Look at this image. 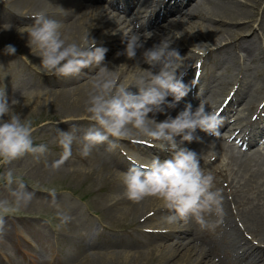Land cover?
<instances>
[{"label": "bare ground", "instance_id": "obj_1", "mask_svg": "<svg viewBox=\"0 0 264 264\" xmlns=\"http://www.w3.org/2000/svg\"><path fill=\"white\" fill-rule=\"evenodd\" d=\"M93 0H7L8 5H3L4 2L1 1L0 10V34L10 30H15L17 33L18 26L14 23L18 21H23V19H29L30 15L34 12H39L44 10L47 11L50 18L56 19L61 23V31L69 39H78L79 35L87 28H89L90 34L97 41V46H103L108 49L105 55V62L108 66L121 75V82L129 81L134 73L144 74V69L147 65L140 64L137 65L132 60H128L125 56H116L118 51H122L124 48V43L122 42L123 32H129L135 30V25H137V19L139 15L147 12L143 9L147 5V0H130V4L136 2L135 8L128 12L127 21L123 22L119 19V14L110 15L106 13L104 3L97 6L90 5ZM106 1V0H105ZM154 5L157 6L158 0H153ZM207 2L208 7L206 10H196L197 6L205 4ZM195 3V4H194ZM190 5L188 10L179 16H175L174 19L167 18L165 22L168 23L167 27L162 31V34L167 40L177 39L173 31V25L183 26V33L181 34L180 40L183 47L177 46L175 42L173 47L176 48L181 57L179 63L181 64V72L183 73V82L190 87L188 94L181 99L178 104V110H182L186 105L190 104L192 110L194 111L200 103H203L206 110L215 111V109L221 107V103L226 96L228 100L223 105L220 111V116L222 117V124L219 128H225L220 132V135L226 132H232L233 136H241L243 140L249 145L257 140H264V125L260 127V123L264 120V97H260V103L257 104L256 93L252 91V81L250 75L243 68L238 70L232 69L228 58L233 59L235 50L239 53H244L251 57V62H264V57L262 51H257L253 45L254 36H256V25L262 27L264 24V0H172L169 5L165 8L164 12L158 13L155 18L159 19L164 17L165 14L173 13L176 11H182L183 7ZM262 6L261 11L260 7ZM115 8L123 10L124 6L116 2ZM260 12V13H259ZM150 22L145 24H140L139 34L143 39L147 41L146 46H152L156 43L154 33L159 27L163 26V23L153 22L150 25L153 26L145 33H140L142 28L149 25ZM189 25H195L199 31L188 30ZM10 26V27H9ZM9 30V31H10ZM24 31V30H23ZM26 33V32H25ZM249 33V34H247ZM187 36L190 40H187ZM150 37V38H149ZM28 36L27 34L23 38L24 42L27 44ZM193 40V41H192ZM199 44V45H197ZM213 46L210 47L209 46ZM196 48L204 50L203 54L196 51ZM254 50L257 51V56L254 55ZM34 51V50H33ZM261 54V55H260ZM253 56V58H252ZM237 58V57H236ZM219 61L223 62V68L226 70V74L217 75V64ZM198 62L202 64L200 69H195L193 64ZM264 70V66H263ZM98 69L89 68L85 69L80 76L67 77L68 79L64 81V86L59 87L57 84L60 78L52 75L56 79L57 83L52 88V103L60 104L63 111L60 116L56 114L52 115V128H63V131L68 130V126L75 124V126H82L84 124L85 128L89 125L85 112V101L87 99V92L91 81ZM235 71V72H234ZM234 72V73H233ZM195 73L198 74L197 82L192 85L186 82L187 79L193 76ZM212 76H215L212 78ZM59 87V88H57ZM195 90H200L199 94H194ZM133 91L135 89L133 88ZM264 94V93H263ZM245 97V102L241 105H236L241 98ZM171 100L172 98L169 97ZM232 107V108H230ZM246 111V114L242 117L241 114ZM178 112L177 110H171V114L174 116ZM255 112V116H250L249 119L244 123L247 114ZM157 119H164L163 115H159ZM68 120L70 123H64L62 121ZM63 125H68L63 127ZM73 126V125H72ZM82 129V128H81ZM204 133V132H198ZM120 146H117V155L129 160L134 159L135 162L148 163L153 156H158L161 160L170 158L171 154L166 151H161L158 148L153 147L147 142H141L135 136L130 137L126 140H121L118 142ZM244 143V142H242ZM197 142L187 143L184 146L194 149ZM220 148L234 153L235 150L232 147L224 145L222 141L217 143ZM121 152L124 154H121ZM92 153L97 154V173L102 172L110 176V180L118 179L122 181V176L125 171L135 162L127 161L125 165L116 166L113 161V155L105 150L98 151L92 150ZM264 155V147L253 150L249 153H243L241 156V162L245 167L250 168L254 163L257 162L258 158ZM214 156V155H213ZM233 156V155H232ZM238 156H240L238 154ZM264 165V163H262ZM120 168V169H119ZM82 170H73L75 176L79 175ZM219 174L226 178L222 169H219ZM232 181L228 182L227 185L230 186ZM255 181H252L254 183ZM241 187L246 183L237 182ZM124 186L121 183V188ZM232 189V188H230ZM236 190V189H235ZM93 196V195H92ZM125 201L129 204V209L135 213L144 208L147 210V214L151 213V216L166 212L167 210L162 207L159 200L155 198H146L140 203H134L129 201L127 198L116 199L114 196H110L109 199L104 201V205L107 210L118 211L119 205ZM233 204L229 201L227 204H223L224 215L222 218V223L218 224V234L221 237L218 242L215 243L217 248H224V255L228 258L227 264L245 263V264H264V244L259 245L256 243H250L248 239L244 236V232L247 231V227H240L239 223L231 216L230 206ZM90 205L93 208H97L90 201ZM102 209L101 214L98 216L99 226L95 233V238L90 237L87 239V234L85 235L81 229L74 224L73 221L68 223H73V228L68 227V229H73V236L79 237L81 239V244L84 246L78 252L79 245L72 250L68 251L69 258H76L69 264H119L124 260L129 264L139 263L147 256H151L153 251L157 250L158 247H166L171 255L176 258L173 263L175 264H223V258L215 260L213 257L208 256L209 252H214V248L207 246L205 242L202 243V247L199 251L193 252L190 248L189 243L192 239L195 241L194 229L190 226V221L188 223L176 222L168 223L166 230L164 232L166 238L174 235L177 241L174 244L166 243V239H162L157 243L158 245L152 249H138L136 253L130 251H121L113 245V238L110 233L106 230H112L107 226L108 214L107 210ZM55 210L59 211V206H55ZM86 216L89 214L83 212ZM137 213V214H138ZM146 213V212H145ZM143 213V215H145ZM136 214V215H137ZM142 215V214H141ZM264 215V212H263ZM88 221H91V217H86ZM251 216L249 220L253 219ZM192 233V237L189 234ZM19 239L17 244L19 247H31L30 250L43 249L44 253L48 256L49 245L45 244L43 241L40 242L36 238L32 237V240L28 242L22 235L17 234ZM163 236V235H162ZM21 238V239H20ZM23 238V239H22ZM76 239V238H75ZM77 240V239H76ZM58 247H59V240ZM264 242V241H263ZM33 244V246L30 245ZM166 243V244H165ZM29 244V245H28ZM53 249V248H52ZM179 254H174L178 252ZM147 250V251H146ZM54 251V249L52 250ZM55 249V253L51 254L49 258L46 257L44 253H41L40 259L29 258V264H58L61 260V255ZM161 255V254H160ZM6 256V257H5ZM35 256V255H34ZM52 256L54 258L52 259ZM5 258H12L10 255H4ZM164 258V257H161ZM52 259V260H51ZM23 258L22 261H24ZM12 260H0V264H9ZM17 264H24L20 260H14Z\"/></svg>", "mask_w": 264, "mask_h": 264}, {"label": "clouds", "instance_id": "obj_2", "mask_svg": "<svg viewBox=\"0 0 264 264\" xmlns=\"http://www.w3.org/2000/svg\"><path fill=\"white\" fill-rule=\"evenodd\" d=\"M30 18L31 25L21 34L27 33V44L40 58L44 73L58 78L76 77L85 69H98L87 92L84 119L89 121V126L80 141L79 154L86 158L102 144H108L112 150L119 141L133 136L169 152L171 156L167 159L153 156L148 163H133L122 176L124 197L134 203L146 198L159 200L170 213L166 217L168 223L192 220L202 230H214L222 223L223 195L214 187L215 176L202 166L200 153L184 146L185 142H202L198 132L219 137L222 117L218 111L206 110L203 103L194 111L188 104L174 116L171 114L190 91L183 82L181 55L172 46L174 42L161 39L146 46L147 41L139 34V24L134 31L123 32L124 48L116 56L123 55L147 67L144 74L134 73L129 81L121 82V75L105 62L108 49L97 46L90 34L89 28L94 25L85 29L78 39H69L62 33L61 23L46 12H35ZM16 51L12 44L3 49L5 55H15ZM19 104L17 99L9 101L6 92L0 89V167L5 169L0 181L11 193V198H0V230L7 216L27 208L35 196V190H30L11 165L29 155L39 160L49 151L47 144L35 142L33 134L37 128L31 119L15 110ZM159 115L164 119H157ZM77 131L75 124L67 131L57 128L62 152L54 167L72 158ZM49 195L55 203L56 190H49ZM211 215L218 219L210 221L207 217ZM59 219L66 224L71 217L60 213Z\"/></svg>", "mask_w": 264, "mask_h": 264}, {"label": "rangeland", "instance_id": "obj_3", "mask_svg": "<svg viewBox=\"0 0 264 264\" xmlns=\"http://www.w3.org/2000/svg\"><path fill=\"white\" fill-rule=\"evenodd\" d=\"M1 1L4 2L2 6L8 5L7 0H0V10L3 8L1 6ZM152 1L153 0H147V3L151 4ZM163 1L165 2L164 4L162 3L158 7L149 6L147 9L151 10V14H155L160 10L162 11L167 7L168 0ZM189 6L190 5L184 6L181 12L176 11L165 14L160 21L165 22L167 18L174 19L175 16H179L187 11ZM207 7L208 4L205 2V4L197 6L194 11H203L206 10ZM106 8L109 11L112 10L111 7L106 6ZM261 9L262 6L259 11H261ZM45 12L48 16L52 15L47 11ZM145 21L146 19L144 18L140 19L142 23ZM31 23V18L23 19V21L14 23L19 27L17 33H15L16 29H9L10 31L8 30L0 34V89L6 92L9 101L12 99L20 101V104L15 106V110L20 112L25 118L33 121L34 126L37 128V131L33 134L35 142L47 144L49 151L44 156L40 157L39 160L29 155L11 165L14 171L23 177L25 182L29 185L30 190H35V196L27 208L5 218L6 222L3 229L0 230V260H12L10 263L14 264L16 262H14L13 259L21 260L24 258V255L29 257V254H31L29 248H26L25 252V246L19 247L17 244V240L19 239L17 234H20L23 238L33 236L36 239L39 238L41 241L45 242V244L51 245V250L49 249V251L52 253L54 249L53 252L55 254V249H57V252L61 255V260L58 264H69L76 258H69L67 252L78 245L79 252L84 245L81 244L82 241L79 237L73 236V229L70 231L68 227L73 228L75 224L85 235L87 234V239H90V237L95 238V233L99 226L98 216L101 214L102 209H106L104 201L109 199L110 196H114L118 200L119 198H124V191L123 187L121 188V180L119 182L117 181L118 179L110 180V176L106 175V173H97V163H99L97 154L91 152L86 158L79 154L81 146L80 141L82 140L84 131L87 129L84 124H82V126H76L78 128L76 133L78 140L73 144L72 158L59 167L53 166L54 162L60 158L62 149L58 145L57 128H52V115L56 114L60 116L63 108L60 104L52 103V88L57 83L56 79L53 78L52 75L43 72V69L40 67V58L33 54V50H30L29 46H27L23 40L27 33L24 32L21 34V31L30 26ZM167 24L168 23H163V26L155 32L154 37L156 43L161 39H166L161 30L167 27ZM183 27H186V25L180 26L175 23L172 28L177 39H172L171 41L181 47L184 45L178 39L183 33ZM187 29L199 31L195 25H189ZM256 31L257 33L256 36H254L253 45L257 51H262L263 48L264 52V24L262 27L256 25ZM187 40H190L189 36H187ZM7 44L15 46L17 49L15 55L4 54L3 49ZM210 47L213 46L211 45L209 48ZM196 51L201 54L205 52L198 48H196ZM257 51L254 50L253 56H257ZM262 55L264 57V54ZM232 56L233 59H230V57L228 58L231 68L235 70L243 68V70L248 72L253 83L251 86L252 91L256 93L257 98L259 90L264 88V62H251V57H249V55L247 56L244 53H239L236 50L235 54ZM195 65L196 63L193 64V67ZM223 66V62L219 61L216 70L220 69V71L219 74L215 76L226 74V70ZM196 68L198 67L196 66ZM52 78L56 83H52ZM59 78L60 81L57 84H59V87L64 86L63 83L68 78ZM197 93H200V90H198ZM263 93L264 89L260 91L256 101L257 104L260 103L259 98L264 97ZM244 102L245 97L241 98L236 105H241ZM245 114L246 111H244L241 116L243 117ZM250 116H255V112H251V114L248 113L244 123ZM263 124L264 121L260 123V125ZM72 125L73 124L69 126L63 125V127L68 126V130H70ZM87 125H89V122ZM58 129L62 130L63 128ZM200 137L205 141L198 143L193 150L201 154L202 166L211 170L215 176V189L221 191L224 203L229 199L233 200L234 203L231 207L233 208L234 214L240 220V225H245L247 227V231L244 232V235H246L249 240H253V242L264 244V165L262 164L264 163V158H259L256 163L248 168L241 162V156H243V154H239L240 156L236 157V152H240L235 150V155L232 153L234 155L232 156L229 151L216 146L218 137L207 134L203 136L200 135ZM118 146H120L119 143ZM94 150H105L109 154L111 153L116 166L125 164L124 158L117 155V148L110 150L108 144H102L94 148ZM120 153L123 154L121 150ZM129 161L135 162L134 159ZM206 161H208L207 164H205ZM219 169H222L226 178H223L219 174ZM73 170H82V172L75 176ZM4 171L5 169L0 167V174ZM232 180L233 182L230 184L232 190L228 192L225 191L224 189L227 187V183ZM252 181L255 182L252 183ZM237 182L246 184L240 187ZM52 189H55L57 192L55 203L52 202V198L49 195V190ZM235 189L238 191H234ZM0 198H11V193L3 186L2 181H0ZM90 201H92L93 205H96L97 208H93V206L90 205ZM55 206H59V211L55 210ZM146 210L147 209L144 208L140 210L139 213H133L129 209V204H126L125 201L119 205L117 212L107 210V226L112 228V230H106V232L110 233L111 236L113 235V245H115V247H120L118 249L121 251L136 253L138 249H154L158 245L157 243L162 239H166V243L171 245L177 241L174 235L166 238L163 232L167 226L166 217L170 213L166 211L151 216V214H147ZM83 212L89 214L91 221L83 217L86 216ZM60 213L70 216V221H73L74 224H62L59 219ZM143 213H145V215H143ZM89 216L87 215L86 217ZM251 216L254 218L249 222L248 219ZM207 219L214 222L218 218L215 215H211L207 217ZM190 222L194 228V236L196 239V245H189L193 252H196L199 247L202 246V241L210 248H217L215 243L218 242L221 237L216 227L214 230H202L194 221L190 220ZM57 239L59 240V247ZM162 246L153 251L151 256L146 255L145 259L135 264L177 263H173L176 258L170 254L168 248ZM177 251L178 252L174 254H179L180 249ZM219 253L223 254L222 248H219ZM4 255H10L12 258H5L6 256L4 257ZM36 255L42 257L39 253H36ZM215 259L217 260L218 258L215 257ZM121 260L123 261L119 264H128L123 257H121Z\"/></svg>", "mask_w": 264, "mask_h": 264}]
</instances>
